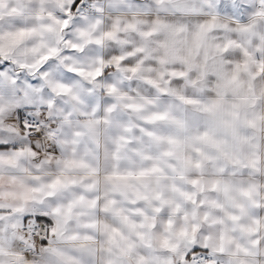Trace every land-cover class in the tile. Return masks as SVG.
Returning <instances> with one entry per match:
<instances>
[{
  "label": "snow or ice",
  "instance_id": "snow-or-ice-1",
  "mask_svg": "<svg viewBox=\"0 0 264 264\" xmlns=\"http://www.w3.org/2000/svg\"><path fill=\"white\" fill-rule=\"evenodd\" d=\"M0 264H264V0H0Z\"/></svg>",
  "mask_w": 264,
  "mask_h": 264
}]
</instances>
